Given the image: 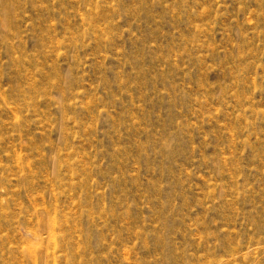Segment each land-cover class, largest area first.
Wrapping results in <instances>:
<instances>
[{
    "label": "rangeland",
    "instance_id": "obj_1",
    "mask_svg": "<svg viewBox=\"0 0 264 264\" xmlns=\"http://www.w3.org/2000/svg\"><path fill=\"white\" fill-rule=\"evenodd\" d=\"M0 264H264V0H0Z\"/></svg>",
    "mask_w": 264,
    "mask_h": 264
}]
</instances>
